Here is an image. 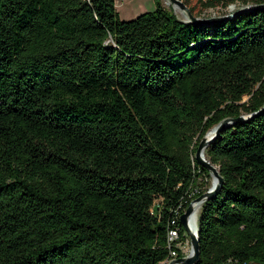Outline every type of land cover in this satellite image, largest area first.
Returning <instances> with one entry per match:
<instances>
[{
	"label": "trees",
	"instance_id": "16d2710c",
	"mask_svg": "<svg viewBox=\"0 0 264 264\" xmlns=\"http://www.w3.org/2000/svg\"><path fill=\"white\" fill-rule=\"evenodd\" d=\"M154 1L124 21L115 0H0V264H162L206 191L200 140L264 106V10L193 25ZM182 1L194 17L264 4ZM205 157L223 184L197 264H264V110Z\"/></svg>",
	"mask_w": 264,
	"mask_h": 264
},
{
	"label": "water",
	"instance_id": "95a60500",
	"mask_svg": "<svg viewBox=\"0 0 264 264\" xmlns=\"http://www.w3.org/2000/svg\"><path fill=\"white\" fill-rule=\"evenodd\" d=\"M165 1H167L168 5H170L172 9H177L185 14L186 21L183 23H191L193 25H213L214 23L226 21L238 13L250 12L255 10H264V4L246 5L232 13L223 16L203 18V17H194L182 0H165ZM263 110H264V106L261 109H259L257 112L252 113L250 115L239 116L235 119L226 118L222 120L220 123H218L211 130H209L200 140L197 149L195 151V160L199 164V166H201L209 173L210 177H214L216 179V182L211 187H209L204 193L192 199L188 203L185 211L179 217L180 225L189 239L190 252L187 255H184L180 258L171 259L166 264H197L199 262V242H198V233H197L198 227H195L194 231H192L188 225V218L194 212L195 204L199 203L201 208L203 202L214 197L218 193V191L220 190L223 184V178L220 176L217 167L212 165L205 157L206 147L219 136L220 132L224 128L236 122L247 121L252 117H254L255 115L261 113Z\"/></svg>",
	"mask_w": 264,
	"mask_h": 264
},
{
	"label": "rangeland",
	"instance_id": "374dc122",
	"mask_svg": "<svg viewBox=\"0 0 264 264\" xmlns=\"http://www.w3.org/2000/svg\"><path fill=\"white\" fill-rule=\"evenodd\" d=\"M162 5L165 8H170L171 6L168 5L167 1L162 0ZM236 6L231 5L228 6L226 9H208L204 12L202 15L203 18L208 17H217L226 15L229 13H232L236 10ZM115 9L118 13V16L121 20H131L138 15H141L143 13L151 12L155 9V1L154 0H115ZM178 20L185 22V14L180 12L177 9H172ZM247 98L244 97V100ZM215 182V179L213 177H207V178H199L195 185L197 189H200L201 191L207 190L209 187H211ZM200 213V206H198L195 210V218H196V225L198 216ZM186 236V234H185ZM177 248L180 249L183 255H187L190 252V243L189 240L185 241L183 244L179 243L177 245ZM166 264V263H163ZM250 264H257V263H250Z\"/></svg>",
	"mask_w": 264,
	"mask_h": 264
},
{
	"label": "bare ground",
	"instance_id": "6f19581e",
	"mask_svg": "<svg viewBox=\"0 0 264 264\" xmlns=\"http://www.w3.org/2000/svg\"><path fill=\"white\" fill-rule=\"evenodd\" d=\"M214 178V177H213ZM215 179V178H214ZM215 182H216V179H215ZM214 182V184H215ZM191 195V194H189ZM200 206L199 203L195 204L194 205V212L192 213V215L188 218V225H189V228L194 231L195 227H197L196 225V218H195V210L196 208ZM182 207V206H181ZM178 221V216L174 217L170 223H169V228H168V232H167V249L168 250H171V244H172V229L174 228V225L175 223ZM183 232V231H182ZM185 232H184V236H185ZM187 236V235H186ZM169 258H170V254H169ZM170 259H167L165 262L163 263H167ZM232 262H235L233 260H227L226 262L222 263V264H228V263H232ZM162 263V264H163Z\"/></svg>",
	"mask_w": 264,
	"mask_h": 264
},
{
	"label": "built area",
	"instance_id": "2783aa9c",
	"mask_svg": "<svg viewBox=\"0 0 264 264\" xmlns=\"http://www.w3.org/2000/svg\"><path fill=\"white\" fill-rule=\"evenodd\" d=\"M196 190H193L191 192V195H188V198L191 199L194 196V193ZM185 211L184 208H178V221L175 223L174 228L172 229V244H171V250H169L170 259H174L176 257V253L173 251L174 248H177V245L180 243L179 239V233L182 229L180 222H179V216ZM228 264H240L238 260L232 263Z\"/></svg>",
	"mask_w": 264,
	"mask_h": 264
}]
</instances>
